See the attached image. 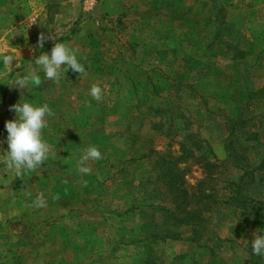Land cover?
<instances>
[{
    "label": "rangeland",
    "instance_id": "obj_1",
    "mask_svg": "<svg viewBox=\"0 0 264 264\" xmlns=\"http://www.w3.org/2000/svg\"><path fill=\"white\" fill-rule=\"evenodd\" d=\"M103 1L0 0V55L18 61L0 66V160L12 105L53 112L42 167L17 177L0 163V264H264L251 253L264 235V0ZM55 42L86 71L57 82L37 69L39 87L11 88ZM228 42L240 43L241 59L219 49ZM167 56L194 88H167L152 102L147 77H169L159 65ZM199 63L214 70L201 78ZM162 98L185 115L163 133L152 129L165 118L154 110ZM188 134L198 144L180 145ZM91 145L102 158L82 175ZM153 151L167 161L166 180Z\"/></svg>",
    "mask_w": 264,
    "mask_h": 264
},
{
    "label": "clouds",
    "instance_id": "obj_2",
    "mask_svg": "<svg viewBox=\"0 0 264 264\" xmlns=\"http://www.w3.org/2000/svg\"><path fill=\"white\" fill-rule=\"evenodd\" d=\"M48 39V36L41 34L38 39V47L43 49ZM13 61H17V58L11 53L0 55V66H13ZM30 64L32 71L14 79L12 83L15 86L11 88L28 90L29 87H39L42 81L37 75V69L43 70L45 79L57 82L69 70L79 75L86 71L85 65L78 58L75 50L70 49L63 42H55L50 52L41 51L39 57L35 59V67L32 63ZM101 94V87L94 84L90 89V95L99 100ZM9 111L15 113V119L5 123V129L8 133L5 142L8 150L3 151L6 155L4 159L0 160V163L9 169H14L17 177H20L25 170L34 171L42 167L48 159L50 148L44 138L43 130L47 127V120L53 116V112L47 103L42 106H34L27 100L21 102V99L17 104L12 105ZM101 158L102 154L98 147L91 145L83 149L78 161L79 173L88 175L91 170L85 166L87 162ZM42 195L33 201L34 206H45ZM251 253L264 256V235H255L251 242Z\"/></svg>",
    "mask_w": 264,
    "mask_h": 264
},
{
    "label": "trees",
    "instance_id": "obj_3",
    "mask_svg": "<svg viewBox=\"0 0 264 264\" xmlns=\"http://www.w3.org/2000/svg\"><path fill=\"white\" fill-rule=\"evenodd\" d=\"M226 45L227 46H225L223 44H219V49L224 48L225 50H227V49L230 50L232 48L236 55L232 56L231 60L241 59L244 56V53H242L240 51V43L233 44V42H231V43L228 42V43H226ZM226 47H227V49H226ZM172 54H174V51L171 52L170 55H172ZM213 54L217 55L215 51L213 52ZM169 59H170V57L167 56V57H164V58L159 60V65L164 66L166 68V70H167L166 73H168L169 77L166 78L163 75H159V73H158L159 70L154 71V73H155L154 77L153 76L147 77V80L151 85V95L154 98V100H151L152 102H155L156 100H160L161 91L166 90L167 88L169 90L176 88V91L179 94H183V88L186 84L188 86L187 88H192V89L194 88V86H192L189 82L187 83L185 81L188 77L187 75H183V73H180L179 71H174L172 69V66L170 67L171 63L169 62ZM199 65H202L203 67H205L204 68L205 71H201V73L199 74V76L201 78H203V76H205L204 73L206 72L207 69L209 70L212 68L214 70V68H213L214 66H212V64L199 63ZM194 67L198 68V66L192 65V69ZM170 73L173 74L172 76L176 75L173 82L170 81L171 80ZM161 76H163V78H165L166 81L168 79V81L170 82V83H168V85L165 88H163L161 86L162 85V80H161L162 77ZM131 82L135 84V81L131 80ZM179 96H181V95H179ZM161 101H162V103L156 105L154 110H155V113L157 115L158 114H164L165 118L162 119V121L159 120L157 123H154V125L152 126V129H154V131H156V132L160 131L161 133H163L166 127L173 130L174 126L176 125V122H182L183 120H185V115H183L181 112H179V110L175 109L176 106L172 107L171 101H169L165 98H162ZM178 113H179V115H178ZM175 132H176L177 136H181L179 130H176ZM186 141H189V142L191 141L194 144H198L196 136H193L192 134H188L187 136H185L184 142L180 143V145L185 146ZM153 152H155L158 155V160L156 161L154 167H158L161 169L160 172L162 173V177L166 180L167 179L166 177L169 176L168 167L165 166L167 164V161L161 153H159L157 151H153ZM177 190L179 191V189H177ZM178 200H180V199L179 198L176 199L174 201V203H177ZM184 204L185 203L178 205V208H181ZM161 209L167 210L169 213L172 214V217H174L176 219L179 218L177 215L170 212L171 211L170 209H167L165 207H160V210Z\"/></svg>",
    "mask_w": 264,
    "mask_h": 264
},
{
    "label": "crops",
    "instance_id": "obj_4",
    "mask_svg": "<svg viewBox=\"0 0 264 264\" xmlns=\"http://www.w3.org/2000/svg\"><path fill=\"white\" fill-rule=\"evenodd\" d=\"M104 2H107V0H104L103 3H104ZM103 3H102V7H103V8H106V6L109 4V2H108V4L106 3V5H104ZM97 7H98V6H97Z\"/></svg>",
    "mask_w": 264,
    "mask_h": 264
}]
</instances>
